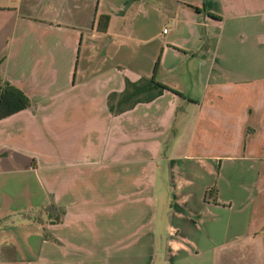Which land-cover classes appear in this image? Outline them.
Wrapping results in <instances>:
<instances>
[{"label":"crops","instance_id":"crops-1","mask_svg":"<svg viewBox=\"0 0 264 264\" xmlns=\"http://www.w3.org/2000/svg\"><path fill=\"white\" fill-rule=\"evenodd\" d=\"M3 82L0 264H264V0H0Z\"/></svg>","mask_w":264,"mask_h":264},{"label":"trees","instance_id":"trees-1","mask_svg":"<svg viewBox=\"0 0 264 264\" xmlns=\"http://www.w3.org/2000/svg\"><path fill=\"white\" fill-rule=\"evenodd\" d=\"M108 23V15L98 13L94 20V27L97 31H105ZM156 65L154 63L153 68ZM163 89L179 93L173 88L156 81L153 75L147 79L139 81L124 80V89L116 100V110L122 109L124 106L132 105L137 100H146L160 93ZM29 100L23 92L7 82L0 84V118L5 117L21 108L26 107ZM58 218V216L56 217Z\"/></svg>","mask_w":264,"mask_h":264},{"label":"built area","instance_id":"built-area-1","mask_svg":"<svg viewBox=\"0 0 264 264\" xmlns=\"http://www.w3.org/2000/svg\"><path fill=\"white\" fill-rule=\"evenodd\" d=\"M165 30H166V28H163V29H162V31H165Z\"/></svg>","mask_w":264,"mask_h":264},{"label":"rangeland","instance_id":"rangeland-1","mask_svg":"<svg viewBox=\"0 0 264 264\" xmlns=\"http://www.w3.org/2000/svg\"><path fill=\"white\" fill-rule=\"evenodd\" d=\"M165 216V215H164Z\"/></svg>","mask_w":264,"mask_h":264}]
</instances>
